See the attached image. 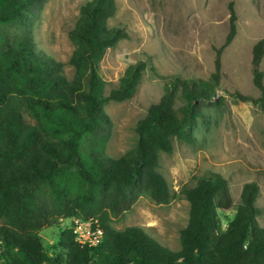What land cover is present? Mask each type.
<instances>
[{
  "label": "trees",
  "instance_id": "1",
  "mask_svg": "<svg viewBox=\"0 0 264 264\" xmlns=\"http://www.w3.org/2000/svg\"><path fill=\"white\" fill-rule=\"evenodd\" d=\"M50 0H0V264H264V226L257 183L244 186L235 205L228 181L205 172L182 190L189 222L174 251L140 226L116 230L112 216L130 209L140 196L163 204L173 198L159 172L160 155L175 140L191 142L211 109H219L221 55L237 34L231 6L229 32L218 49L209 78H167L159 102L135 126V147L119 158L106 153L111 121L105 107L135 96L147 70L130 64L119 85L107 93L101 62L129 35L109 22L115 0H91L69 37L75 46L69 80L64 64L40 54L27 36L11 38L9 27L26 26ZM264 40L252 52L257 99L240 96L264 111ZM233 214L231 215L230 213ZM98 219L104 235L95 247L75 240L71 225L60 227L55 244L40 232L52 222Z\"/></svg>",
  "mask_w": 264,
  "mask_h": 264
},
{
  "label": "rangeland",
  "instance_id": "2",
  "mask_svg": "<svg viewBox=\"0 0 264 264\" xmlns=\"http://www.w3.org/2000/svg\"><path fill=\"white\" fill-rule=\"evenodd\" d=\"M87 1L91 0H50L26 26L9 27L8 34L12 39L29 37L40 54L62 62L66 77L72 80L70 61L75 46L69 32ZM115 1L117 11L109 24L124 28L129 38L111 48L101 62L107 93L119 85L130 64L145 61L148 67L133 98L105 107L111 121L106 153L112 158L135 147L134 128L149 107L160 101L167 78L180 75L208 80L215 73L217 51L229 32L231 6L237 15V34L221 55L217 91L224 104L211 109L191 142L175 140L172 153L160 155L159 172L173 198L160 204L140 196L130 209L112 216L111 226L116 230L140 226L154 240L178 251L190 210L182 190L195 186L207 171L228 181L235 205L240 203L244 186L257 183L261 191L257 220L264 226V111L241 98L260 97L253 84L252 52L264 40V0ZM261 69L264 72V59ZM58 223L62 228L71 225L67 220L47 224L40 232L46 245L57 242Z\"/></svg>",
  "mask_w": 264,
  "mask_h": 264
},
{
  "label": "built area",
  "instance_id": "3",
  "mask_svg": "<svg viewBox=\"0 0 264 264\" xmlns=\"http://www.w3.org/2000/svg\"><path fill=\"white\" fill-rule=\"evenodd\" d=\"M71 228L75 240L82 245L95 247L103 240L104 232L98 219L74 218L71 220Z\"/></svg>",
  "mask_w": 264,
  "mask_h": 264
}]
</instances>
